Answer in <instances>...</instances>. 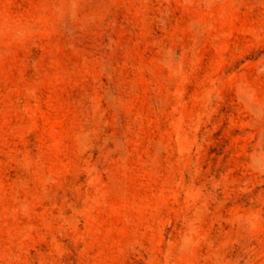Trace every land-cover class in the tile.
<instances>
[{"label": "rangeland", "instance_id": "374dc122", "mask_svg": "<svg viewBox=\"0 0 264 264\" xmlns=\"http://www.w3.org/2000/svg\"><path fill=\"white\" fill-rule=\"evenodd\" d=\"M0 264H264V0H0Z\"/></svg>", "mask_w": 264, "mask_h": 264}]
</instances>
